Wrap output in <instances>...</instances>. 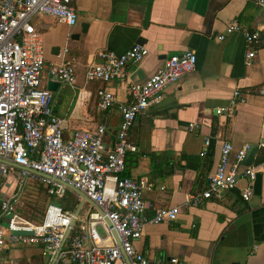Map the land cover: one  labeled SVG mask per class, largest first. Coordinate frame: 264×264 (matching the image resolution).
Masks as SVG:
<instances>
[{
    "label": "crops",
    "instance_id": "0c3cea01",
    "mask_svg": "<svg viewBox=\"0 0 264 264\" xmlns=\"http://www.w3.org/2000/svg\"><path fill=\"white\" fill-rule=\"evenodd\" d=\"M259 1L151 0L146 26L147 0H72L77 22L71 27L44 14L31 19L42 36L43 86L53 64L68 62L75 72L73 84L59 82L51 92L52 110L62 121L65 139L75 131L91 132L103 125L102 141L109 148L120 114L116 108L99 110L96 91L106 89L125 102L128 85L143 83L166 58L187 50L196 56L195 69L166 86L158 107L138 116L128 134L134 150L127 152L123 175L151 184L142 191L146 217L153 215L154 208L179 207L174 221L146 223L142 236L134 241L147 264H167L170 258L185 264H264V148L259 146L264 142V96L259 93L264 87V6ZM232 21L259 32L258 44L246 45L240 33L218 40ZM133 45L148 50L141 62L127 64L109 81L85 82V68L98 61L96 53L119 54ZM249 48L256 53L246 65ZM235 90L242 101L232 116H217L214 109L226 106ZM191 123L196 127L189 129ZM224 142L232 146L229 165L236 152L248 145L238 165L237 186L221 199L185 207L189 195L206 188ZM247 168L255 170L253 180L243 176ZM4 179L0 178V186ZM248 187L251 194L245 201L241 193ZM5 188L7 196L0 203L16 192L10 183ZM92 209L89 204L82 206L76 228L83 227ZM6 221L0 215V226ZM46 263L38 245L0 248V264ZM115 264L129 262L123 256Z\"/></svg>",
    "mask_w": 264,
    "mask_h": 264
},
{
    "label": "built area",
    "instance_id": "2783aa9c",
    "mask_svg": "<svg viewBox=\"0 0 264 264\" xmlns=\"http://www.w3.org/2000/svg\"><path fill=\"white\" fill-rule=\"evenodd\" d=\"M259 2L264 6L263 0ZM37 14L69 27L77 22L72 0H0V160L41 172L81 191L103 212L110 226L92 209L83 227L78 229L71 224L73 212L52 203L47 204L38 223L20 217L21 190L35 175L0 162V178L12 179L16 187V192L0 203V215L7 218L5 225L0 226V248L8 244L41 246L46 264H115L123 256L129 264H147L145 256L134 247V241L142 236L146 223L174 221L179 207L154 208L153 215L146 217L142 191L149 190L151 184L143 178L121 176L124 155L134 150L127 142V135L135 119L155 107L166 86L195 69L196 56L187 50L166 58L143 83L128 85L129 100L125 102L106 89L96 91L99 110L116 108L120 114L117 135L109 148L102 141L103 125L91 132L75 131L65 139L62 121L52 110V94L42 84V36L31 23ZM234 33H240L248 46L258 44L259 32L243 29L236 21L228 24L224 34L217 38L223 40ZM255 53L249 48L246 65H251ZM147 54L148 50L141 45H133L119 54L100 51L96 53L98 61L85 68V82L109 81L127 64H138ZM49 74L65 84L75 82L74 69L68 62L53 64ZM259 93L264 96V87ZM240 101L239 91L235 90L229 103L215 108L214 112L217 116L231 117ZM194 127L195 123L188 126ZM208 144L209 140L205 139L204 146ZM259 146L264 148V142ZM247 149L248 145L242 146L235 154L234 163L229 165L232 146L224 142L215 170L207 177L206 188L189 195L184 206L197 207L208 199H221L225 192L233 190L238 182V165ZM242 174L253 180L255 170L247 168ZM41 180L48 185L50 194L60 196L67 189L62 183ZM250 194L248 187L241 197L247 201ZM111 230L116 232L119 244L114 242ZM20 231L30 234H16ZM167 264L185 263L170 258Z\"/></svg>",
    "mask_w": 264,
    "mask_h": 264
},
{
    "label": "trees",
    "instance_id": "16d2710c",
    "mask_svg": "<svg viewBox=\"0 0 264 264\" xmlns=\"http://www.w3.org/2000/svg\"><path fill=\"white\" fill-rule=\"evenodd\" d=\"M157 107L158 105L155 106L154 109H156ZM127 139H128V135H127ZM127 152L124 155V169H125V164L127 163V155H128ZM121 176H124L123 173L121 174ZM23 191L29 192L30 197L24 198L25 201L24 208L21 214L27 220L34 223H38L42 220V217L44 215V210L47 204L49 203L55 204L61 207L62 209L68 210L70 212H74L79 204L78 196L69 189H66L65 192L60 196L50 194L48 192V185L42 182V180L37 176H32V179L26 182L20 193L21 196Z\"/></svg>",
    "mask_w": 264,
    "mask_h": 264
},
{
    "label": "water",
    "instance_id": "95a60500",
    "mask_svg": "<svg viewBox=\"0 0 264 264\" xmlns=\"http://www.w3.org/2000/svg\"><path fill=\"white\" fill-rule=\"evenodd\" d=\"M150 4H151V0H147V4H146V8H145V13H144V19H143V26H146L147 23H148V19H149V13H150ZM82 27L84 28V24L82 25ZM84 32V30H83ZM137 43H140V41H138ZM59 85V81H57L56 79L53 78V76L51 74H49L48 76V82H47V85H46V89L50 92H55L57 87ZM0 162H3L5 164H8V165H11L17 169H24L16 164H13L11 162H8V161H5V160H0ZM26 171H28L30 174L32 175H35L37 176L38 178L40 179H47V180H53L55 182H59V183H62L59 179H56V178H52L46 174H43L41 172H38V171H35V170H31V169H24ZM64 184V183H62ZM66 186L67 189L73 191L79 198V204L77 206V208L75 209V211L73 212V218L71 220V224L74 225L77 221V218L79 216V213H80V210L82 208V206L84 204H89L91 205L94 210H96L97 212L100 213V215L103 216V220L105 221V223L107 225L110 226V222L109 220L104 216L103 212L91 201L89 200L81 191L75 189L74 187L70 186V185H67V184H64ZM16 234H19V235H29L30 233L28 232H16ZM69 234V231L66 232V237L68 236ZM111 234L113 236V239H114V242L116 244H119V240H118V237H117V234L114 230H111Z\"/></svg>",
    "mask_w": 264,
    "mask_h": 264
},
{
    "label": "rangeland",
    "instance_id": "374dc122",
    "mask_svg": "<svg viewBox=\"0 0 264 264\" xmlns=\"http://www.w3.org/2000/svg\"><path fill=\"white\" fill-rule=\"evenodd\" d=\"M6 183H10V184H12L13 186H15V181H13L12 179H9V178H5L4 180H3V182H2V184H1V186H0V190H1V192H0V198H5V196H7V195H5V190H6V188H5V184ZM22 191V190H21ZM2 192H4L3 194H2ZM26 197H30V194H29V192H25V191H23V193H22V196H21V194H20V205L18 206V215L20 216V217H22V218H24V219H26L21 213H22V210H23V208H24V198H26ZM82 212V211H81ZM81 214V213H80ZM27 220V219H26ZM29 221V220H28ZM31 222V221H30ZM32 223H34V222H32Z\"/></svg>",
    "mask_w": 264,
    "mask_h": 264
}]
</instances>
